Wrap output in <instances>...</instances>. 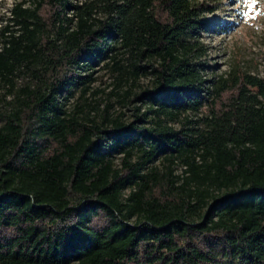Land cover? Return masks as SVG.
<instances>
[{
  "label": "trees",
  "instance_id": "1",
  "mask_svg": "<svg viewBox=\"0 0 264 264\" xmlns=\"http://www.w3.org/2000/svg\"><path fill=\"white\" fill-rule=\"evenodd\" d=\"M202 12L198 0L13 7L0 38L15 98L0 126V264H264V78L207 85ZM99 64L153 76L136 95L149 126L67 115L62 93L86 92ZM212 99L196 126L170 123ZM159 156L166 171L149 167Z\"/></svg>",
  "mask_w": 264,
  "mask_h": 264
},
{
  "label": "rangeland",
  "instance_id": "2",
  "mask_svg": "<svg viewBox=\"0 0 264 264\" xmlns=\"http://www.w3.org/2000/svg\"><path fill=\"white\" fill-rule=\"evenodd\" d=\"M22 1L0 0V38L11 17V10ZM198 3L203 8L201 18L207 27L198 36L202 50L197 61L202 64L201 72L207 85L214 84L220 78L238 77L243 80L246 75L264 78V0H198ZM49 14L47 8L44 15ZM123 63L127 64L126 61ZM143 64L146 65V62ZM95 69L86 92L83 90L84 86L80 85L62 93L67 115L78 116L80 122L88 125L92 121L106 125L110 119H119L125 123L149 126V122H137L139 118L149 120V116H144L149 105L144 98L136 99V95L153 88V76L141 73L137 79L129 77L128 81H124L111 67L99 64ZM128 92L133 101L123 100L122 96ZM229 96L230 94L224 95L223 99L226 101ZM14 99V94L0 83V126L3 125L6 111ZM213 102V99L210 100L208 105L197 112L183 113L170 123L176 128L196 126V122H201L200 119L211 114ZM122 159L123 154L114 155V166L117 169H122ZM134 159V162L137 161L136 157ZM166 164L159 156L149 167L159 166L166 171ZM183 169L180 165L174 166V175H183ZM129 192L130 188L124 191V198Z\"/></svg>",
  "mask_w": 264,
  "mask_h": 264
},
{
  "label": "snow or ice",
  "instance_id": "3",
  "mask_svg": "<svg viewBox=\"0 0 264 264\" xmlns=\"http://www.w3.org/2000/svg\"><path fill=\"white\" fill-rule=\"evenodd\" d=\"M254 5H250V7H253Z\"/></svg>",
  "mask_w": 264,
  "mask_h": 264
}]
</instances>
